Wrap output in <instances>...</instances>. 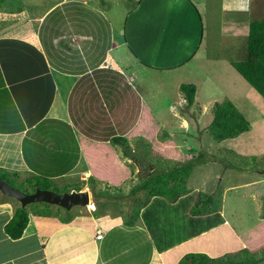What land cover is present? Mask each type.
<instances>
[{
  "label": "crops",
  "instance_id": "0c3cea01",
  "mask_svg": "<svg viewBox=\"0 0 264 264\" xmlns=\"http://www.w3.org/2000/svg\"><path fill=\"white\" fill-rule=\"evenodd\" d=\"M118 1L127 11L120 26L106 25L107 36H97L98 31L74 19L77 12L85 16L89 0H60L46 11L33 10L26 21L7 25L0 16V168L19 184L31 178L46 179L56 189L79 184L78 192L87 191L93 201L84 213L70 210L68 221L53 207L56 216L34 215L28 208V225L13 241L3 227L20 203L0 192V264H164L163 254L226 223L221 212L189 215L197 192L174 204L152 198L131 227L118 209L100 208L126 199L103 193L120 188L116 184L131 175L118 167L127 158L121 160L120 148L109 141L155 137L159 131L151 107L144 100L134 102L133 64L144 70L140 75L189 70L195 77L203 61L198 52L204 15L210 22L216 13L212 7L219 10L223 36L230 40L226 46L237 55L243 49L238 39L247 38L250 22L264 18V0ZM60 7L58 16H52ZM230 59L220 62L230 66ZM190 83L196 101L198 82ZM144 106L154 120L148 115L142 120ZM163 149L161 158L178 153L177 148ZM91 174L101 177L94 186L87 183ZM183 201L184 217L177 209ZM214 215L219 218L211 222ZM168 218L172 224H166ZM98 233L101 239H96Z\"/></svg>",
  "mask_w": 264,
  "mask_h": 264
},
{
  "label": "rangeland",
  "instance_id": "374dc122",
  "mask_svg": "<svg viewBox=\"0 0 264 264\" xmlns=\"http://www.w3.org/2000/svg\"><path fill=\"white\" fill-rule=\"evenodd\" d=\"M89 1L85 16L77 12L74 14V19L78 22H84L94 33L98 31L97 36L99 34L103 36L109 34V28L106 27V25L109 26V22H112L116 27L122 24L127 9H124V3L118 2L123 1ZM58 2L60 0H0V16H4L5 25L26 21L33 10L46 11ZM77 6L72 5V7ZM212 8L211 11H214L215 8L216 13H214L210 22L205 20L207 16L204 15V40H202L198 52V59L203 61L199 64L201 68L197 69L195 77L188 73L189 70H181L175 73L172 71L159 73L155 70H149L148 73L145 72L140 75L144 70L138 64H133L132 71L135 76L132 80L133 85L130 86L135 91L134 102L137 103L140 99L141 103L144 100L151 107L160 123L155 142L164 143L162 151L167 152V149L170 150V147H172L177 148L178 153L171 159L169 157L167 159L161 158L159 157L160 147H158L159 150L149 151V147H147V145H150L149 138L146 137L147 142L129 137L131 153H135V156L130 154V156H124L120 148L118 156L121 160L123 158L127 159L124 160L126 163L123 166L118 167L126 169L125 174L129 170L132 172V169L133 172L131 175L127 174V179L124 182L116 184L124 192L123 195L119 194L120 198L125 196L126 199L108 201L109 204L114 205L101 206L100 208L110 209V212L118 209L121 217L127 220L133 213L131 211L133 200L141 196L138 194L132 200L130 194V191L139 184L137 177L139 170L148 172L146 167L150 164H155L156 169L169 168L171 165V168H173L179 160L187 155L195 156L202 153L211 159L212 155L218 154L217 159L225 165L210 160L208 163L197 165L193 169L187 181V188L190 189L191 195H196L195 192L198 193L199 191L206 194H215L216 197L220 194L222 217L237 235L261 222L264 223V174H262L264 171V100L231 68V65L227 66L220 62L221 60L226 61L228 57L231 58L230 61L243 59L246 39H243V41L238 39L239 48L242 47L243 49L237 55H233L231 48L226 46V42L230 40L227 36H223L221 30L219 13H217L219 10L214 6ZM60 10L62 11L63 8L60 7L55 10L52 16L57 17ZM10 12H12V15L9 14ZM260 16L263 18L264 13H261ZM205 59L209 62L204 65ZM191 81L198 82L196 105L186 108L185 104L181 102L182 98L178 94L177 87L179 84H191ZM224 101L233 102L246 117L250 127L248 132L236 138L217 143L210 137L207 127L212 120L211 109L213 104ZM132 138L133 140H131ZM169 153L171 154L172 150ZM14 185L27 189L23 186L24 184H19L16 181ZM56 190L61 191L60 194L67 193L62 191L63 189ZM103 194L107 197H119L113 190H104ZM186 202H181V206L179 205L177 208L182 217H184L183 208ZM89 204V206H93L92 199ZM89 206L86 208L73 207L71 210L75 211L73 214L84 213L86 210H90ZM51 207H53L51 208L52 211L65 212L62 208ZM28 208H31V206H28ZM52 213L53 216L57 215V212ZM70 215L72 214L70 213ZM66 217H68V214ZM213 217L211 222L218 219L219 215ZM165 222L166 224H172V220L169 218L165 219ZM262 239L261 232H258L249 237L246 244L251 248L260 247Z\"/></svg>",
  "mask_w": 264,
  "mask_h": 264
},
{
  "label": "trees",
  "instance_id": "16d2710c",
  "mask_svg": "<svg viewBox=\"0 0 264 264\" xmlns=\"http://www.w3.org/2000/svg\"><path fill=\"white\" fill-rule=\"evenodd\" d=\"M127 1L131 2L133 0ZM230 65L235 72L264 100V18L250 22L244 57L239 61H231ZM179 91L185 100L186 108H191L196 105L195 85L181 84L179 86ZM211 110L213 116L207 130L213 141L219 143L227 139L236 138L249 131L250 125L248 120L233 102H215ZM145 115H148L152 119L154 118L151 112L144 106L142 120L145 118ZM147 138L150 140V145H147L149 151L154 149L159 150L158 147L161 148V146L155 142V137ZM147 138L135 137V140L147 141ZM109 143L112 146H118L121 148L124 156H135V153H131L129 137H113ZM155 145L156 147H154ZM217 156L218 154L212 155L211 159H209L206 155L198 153L195 156H185L179 160L178 164L173 168H171V165L169 168L156 169L154 166L155 164L153 165L149 163L150 165H147L146 167L148 172H141L139 170L137 172L139 184L130 191V194L132 200L138 194L141 196L138 199L133 200V207L131 210L133 213L129 219L124 220V223L130 227L134 226L139 219L141 210L144 209L154 197L163 198L169 204H174L181 197L189 194L191 191L187 188V181L197 165H204L210 160H213V162H217L220 165H225L217 159ZM95 178H97L98 181L101 180V177L99 178V176L96 177L91 174L87 183L90 186H94ZM0 179L21 190L25 194L34 192L36 188L62 193L61 191L56 190L51 182L43 178L28 179L23 185L27 189L25 190L23 187L19 188L14 185V175L1 168ZM104 185L109 186L110 184L105 183ZM69 189L78 192L80 186L79 184H74L63 188L62 191L68 192ZM110 190H113L117 195L124 194L120 188L114 189L113 187V189L111 188L107 191ZM92 192L93 197L96 200L98 197L93 187ZM221 203L220 194L216 197L215 194H206L199 191L189 210V215L191 217H201L220 213L222 211ZM28 206H31L29 210H31L34 215L50 216L52 214L50 211L51 206L49 204L37 203ZM28 206H18L15 208L11 219L4 225L3 232L9 239L15 241L22 237L24 230L28 225ZM64 211L66 215L68 214V217L62 220H70V212L66 210ZM258 232H261L263 236L261 246L254 248L247 246L246 243L248 238ZM162 259L164 264H264V223L261 222L239 235L230 228L228 223H224L214 230L168 251L162 255Z\"/></svg>",
  "mask_w": 264,
  "mask_h": 264
},
{
  "label": "water",
  "instance_id": "95a60500",
  "mask_svg": "<svg viewBox=\"0 0 264 264\" xmlns=\"http://www.w3.org/2000/svg\"><path fill=\"white\" fill-rule=\"evenodd\" d=\"M262 174H264V171ZM0 192L2 195L18 201L21 207L30 204L46 203L70 211L73 207L86 208L90 205V196L87 191L60 194L52 190L35 189L34 192L25 194L0 179Z\"/></svg>",
  "mask_w": 264,
  "mask_h": 264
},
{
  "label": "built area",
  "instance_id": "2783aa9c",
  "mask_svg": "<svg viewBox=\"0 0 264 264\" xmlns=\"http://www.w3.org/2000/svg\"><path fill=\"white\" fill-rule=\"evenodd\" d=\"M101 238H102V233H98L96 239H101Z\"/></svg>",
  "mask_w": 264,
  "mask_h": 264
},
{
  "label": "bare ground",
  "instance_id": "6f19581e",
  "mask_svg": "<svg viewBox=\"0 0 264 264\" xmlns=\"http://www.w3.org/2000/svg\"><path fill=\"white\" fill-rule=\"evenodd\" d=\"M89 208L91 209L92 207H91V206H89Z\"/></svg>",
  "mask_w": 264,
  "mask_h": 264
}]
</instances>
